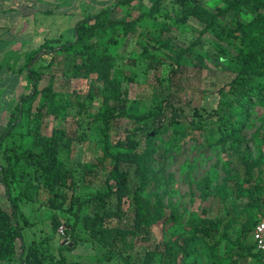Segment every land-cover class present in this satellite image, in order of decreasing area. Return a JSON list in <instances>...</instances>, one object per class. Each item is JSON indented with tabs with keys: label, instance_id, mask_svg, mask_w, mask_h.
Instances as JSON below:
<instances>
[{
	"label": "rangeland",
	"instance_id": "rangeland-1",
	"mask_svg": "<svg viewBox=\"0 0 264 264\" xmlns=\"http://www.w3.org/2000/svg\"><path fill=\"white\" fill-rule=\"evenodd\" d=\"M116 1L0 0V64H3L0 70V135L6 129L21 97L32 91L27 72L20 70L27 56L45 40H51V45L57 49L44 54L33 65L41 72L40 88L52 84L57 92L55 108L38 118L35 114L38 99L22 104V115L0 153L1 165L8 164L7 154L39 151L33 145L32 132L49 135L54 128H67L73 134L84 136L83 142H75L74 151L63 155L81 172L88 163L97 162L96 156L103 154V123L95 118V113L105 108L107 100L101 94L92 100L87 99L88 80L69 78L64 73L70 67L74 52L65 53L58 47L75 40L77 21L112 7ZM153 2L132 0L129 4H121L110 10L107 18H135L149 10ZM200 4L212 11L224 6L222 0H200ZM180 12L181 4L177 0H163L156 16L142 19L135 31L127 32L122 26L109 28L106 40H109V50L116 57V69L126 71L133 78L122 84L124 95L130 100L128 109L144 113L153 106L154 93L171 91L174 104L183 110V122L187 124L193 117V106H217L222 96H228L234 72L228 60L221 55L220 44L211 32L204 35L198 46L194 47L205 60V65L200 66L193 58L184 57L182 68L177 74L173 72L176 67L174 50L190 45L203 28V23L196 17H189L186 21L180 19ZM254 15L252 8L245 7L242 11L230 12L222 20L228 25L237 20L247 21ZM160 41L168 43L161 44ZM145 46L150 50L147 53L144 51ZM82 102L85 103V110L82 124H78L73 117L78 115ZM214 120L206 124L205 134L217 138L229 124L216 118ZM132 126L133 123L127 118L115 120L110 131L111 139L115 141L126 128ZM179 137L180 134L168 127L161 128L151 138L142 137V144L147 149L140 162L138 176L134 168H130L134 186L142 184L141 200L153 222L152 248L166 242L179 244L189 233L186 223L195 212L218 218L223 225L228 220L229 208L235 202H248L247 197L239 193V184L231 178L245 172V156L252 160L262 158L263 167L258 166L257 172L264 174V93L253 97L248 105L247 120L241 132L243 142L230 138L224 142L215 140L205 143L200 131L184 140ZM110 165L108 162V167ZM16 172L15 189L24 190V209L34 222L27 232L29 239L44 242L53 232L50 216L55 214L60 225L52 243L55 246L73 243L74 246L73 236L67 233L70 229L68 223H72L74 217L47 204L52 194L44 185L43 174L33 171L24 160L20 161ZM96 176L84 181L78 177L81 183L77 190L65 188L63 192L68 196H86L95 192L100 184L103 185L105 173L100 170L99 176ZM0 205L11 211L6 187L1 181V168ZM263 208L264 194L261 205L251 207L256 220ZM107 223L117 226L119 221L110 219ZM61 225L66 228L65 234L59 229ZM223 232L225 237L221 235ZM76 237V248L64 250L69 262L106 264L100 246L90 240L80 225L76 229ZM210 243L217 245L214 257L211 255ZM241 244L254 247L245 249ZM139 245L141 249L145 243L140 242ZM53 253L55 260L51 264H59L58 251L53 250ZM232 260L236 261L234 264L264 262V252L254 244L252 233L244 234L237 225L225 230L222 228L216 237H199L192 243L187 255L168 254L158 258L155 264H231Z\"/></svg>",
	"mask_w": 264,
	"mask_h": 264
},
{
	"label": "trees",
	"instance_id": "trees-1",
	"mask_svg": "<svg viewBox=\"0 0 264 264\" xmlns=\"http://www.w3.org/2000/svg\"><path fill=\"white\" fill-rule=\"evenodd\" d=\"M132 0H117L110 8L103 9L96 15L86 16L75 24V40L68 41L58 49L64 52H74L70 67L64 73L69 78L87 79L89 82L88 100L97 94L104 95L107 104L103 110L95 113V118L103 123V154L95 157L97 162L88 163L83 172L74 167L64 158L65 152L75 149V142H83L84 136L71 133L67 128H54L52 133H33V145L39 151L32 150L9 155L7 165H1V181L6 187L7 196L11 203V211L0 205V264H51L54 258L53 250L58 251L59 264H87L79 261L69 262L64 250H73L78 244L76 229L80 225L90 240L97 243L106 264H155L158 258L168 254L187 255L192 243L199 237L212 238L221 233L222 228L240 226L244 234L252 233L257 221L251 210L254 205L260 206L264 194V174H258L257 167H263L262 158L252 160L245 156V172L231 178L239 184V193L247 197L248 202H235L228 210V220L222 225L218 218L209 217L204 213L195 212L187 220L189 233L179 244L166 242L151 247L153 239V222L150 221L146 207L141 200L142 184L134 186L130 168H134L135 175L140 172V162L146 151L141 138H151L161 128H173L180 134V139L195 135L197 131L203 134L205 143L215 140L224 142L234 139L243 142L242 129L247 120L248 105L253 97L264 93V0H222L223 7L212 11L200 4V0H177L181 4L178 16L186 21L189 17H196L203 23L199 36L190 45L174 50L175 74L182 68L184 57L193 58L200 66L205 60L194 47L207 33H212L220 44L222 53L234 76L229 84L228 96H222L217 106L192 107L193 117L184 124V113L174 104L173 94L154 93L153 106L144 113L131 112L128 109L130 100L124 95L122 84L133 80L126 71L116 69V57L109 50L106 32L109 28L122 26L125 31H135L142 19L156 16L163 0H154L151 8L141 12L137 17L127 20L108 19L107 14L118 5L129 4ZM250 7L255 15L247 20H237L234 24L226 25L222 18L232 11H242ZM157 41V40H156ZM161 42V41H160ZM167 41L161 44H167ZM55 49L51 40H45L39 48L30 52L25 64L20 68L26 71L32 83L29 95L21 97L11 114L6 129L0 135V153L4 149L5 140L12 134L23 111V103L39 100L36 116L41 118L44 113L53 111L57 92L52 84L40 88L41 72L33 68L41 56L52 53ZM145 53L149 52L145 46ZM3 64H0V70ZM112 101V103L110 102ZM85 103L79 106L78 115L73 119L82 124ZM120 118H127L133 126L126 128L115 141L111 139L110 131L113 122ZM223 121L229 124L221 135L215 138L205 134L206 124ZM21 160L35 172H41L44 185L52 194L47 203L55 209H62L74 217L68 223L67 233L73 236L74 246L52 243L60 222L57 215L50 216L53 232L44 242L35 238L29 239L28 230L34 225L31 216L24 209L26 194L23 189L16 191V167ZM108 162L111 163L108 167ZM102 168V169H101ZM105 173L103 185L100 184L95 192L86 196H68L63 192L65 188L77 190L82 180H91ZM96 176V177H97ZM23 178V177H22ZM142 182V181H141ZM114 202V204H113ZM67 204V206H66ZM118 219L117 226L109 225L107 220ZM69 222V220H68ZM222 237L226 234L223 232ZM140 242L145 245L139 249ZM241 243V242H240ZM245 249H252L254 245L241 244ZM211 255L217 254V245L209 244ZM264 252V251H262ZM232 260L231 264H234ZM264 264V262H259Z\"/></svg>",
	"mask_w": 264,
	"mask_h": 264
},
{
	"label": "built area",
	"instance_id": "built-area-1",
	"mask_svg": "<svg viewBox=\"0 0 264 264\" xmlns=\"http://www.w3.org/2000/svg\"><path fill=\"white\" fill-rule=\"evenodd\" d=\"M59 229L62 234H65L66 228L64 225H61ZM252 238L256 247L264 251V208L252 232Z\"/></svg>",
	"mask_w": 264,
	"mask_h": 264
},
{
	"label": "water",
	"instance_id": "water-1",
	"mask_svg": "<svg viewBox=\"0 0 264 264\" xmlns=\"http://www.w3.org/2000/svg\"><path fill=\"white\" fill-rule=\"evenodd\" d=\"M70 246H73V243H70Z\"/></svg>",
	"mask_w": 264,
	"mask_h": 264
}]
</instances>
